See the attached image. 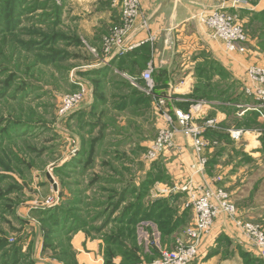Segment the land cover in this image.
Listing matches in <instances>:
<instances>
[{"label": "rangeland", "instance_id": "rangeland-1", "mask_svg": "<svg viewBox=\"0 0 264 264\" xmlns=\"http://www.w3.org/2000/svg\"><path fill=\"white\" fill-rule=\"evenodd\" d=\"M120 1L0 0V264H78V254L87 251L85 242L74 243L78 233L101 240L102 264H144L146 259L153 260L159 254L151 251L152 246L160 253L173 249L195 223V214H190V222L173 237L165 234L169 226L163 227L162 233L157 222L142 220L133 227L122 225L119 220L128 211L131 213L136 204V210L142 214L150 212L152 202L148 195L153 185L175 187L163 169L161 157L177 149L179 132H184L192 142L194 172L205 171L209 163L206 150L215 146L220 157L219 167L213 172L217 176L224 172L232 175L225 187L217 182L204 187L224 188L240 217V213L248 212L243 219L264 225V117L239 118L233 105L237 101L255 103L247 94L245 83L250 81V66H264V18L247 16L236 8L259 0H232L234 11L221 8L236 15L243 24L247 41L242 53H247L248 44L258 38L257 46L262 52L255 57L258 61L242 72L233 70L230 64L226 69L217 67V73L205 76L206 84L194 94L172 99L166 91H159L168 87L169 81L165 71L153 65V54L160 52L161 59L170 57L169 50L164 51L159 45L150 44L139 55L126 58L117 66H107L101 69V76L98 74L100 67L95 64L113 54L104 51L106 39L112 38L124 24ZM140 1L142 4L144 0ZM142 7L143 4L137 21L143 15ZM104 14L112 16L107 19ZM132 33L127 35L128 44ZM234 53L242 54L226 52L227 57ZM228 60L232 61L230 57ZM150 64L155 83L150 94L142 90L145 83L136 79L138 83L134 84L120 74L126 71L135 73L132 76L142 75ZM82 87L87 90L85 103L69 114L60 113L63 96ZM96 93H104L106 105H126L135 121L121 130L136 143L147 140L150 146L137 144L130 155H125L124 149L112 144L121 130L113 125L115 113H109V107L90 105ZM182 99L185 103L175 110L187 111L194 102L217 100L218 108L229 115L228 124L220 129L219 141L208 136V131L218 128V124L207 130L210 145L204 150L207 163L202 167L186 126L180 125L175 110L170 108L171 103L178 105L176 101ZM160 100L164 101L163 106ZM164 109L174 118L175 145L168 146L159 159L152 161L146 153L160 130L167 128ZM197 124L202 125V121ZM238 129L246 130V135L233 137L231 132ZM112 153L121 155L115 156V164L101 158ZM47 172L54 177L57 189ZM150 172L154 177H150ZM118 187L133 197L123 204V210L116 204ZM187 205L189 212L192 206ZM176 213L174 208L165 221L173 220ZM136 236L143 250L142 254L140 250L137 253L140 260L133 255ZM224 244L229 255V245ZM252 248L256 258L248 253L243 257L245 263L264 264L258 249L253 245Z\"/></svg>", "mask_w": 264, "mask_h": 264}, {"label": "crops", "instance_id": "crops-1", "mask_svg": "<svg viewBox=\"0 0 264 264\" xmlns=\"http://www.w3.org/2000/svg\"><path fill=\"white\" fill-rule=\"evenodd\" d=\"M233 3L234 1L232 0H144L142 3L143 15L138 19L130 38V44L137 42H140V44L119 57L103 58V60L95 64L96 67H100L98 68V74L101 76V69L107 66H117L124 59L139 55L142 52V47L149 46L150 44L159 45L162 50H169L170 52V57L165 59H161L160 52H154L152 60L153 65L157 69L160 68L165 71L169 81L168 84L166 83L168 87L159 91H166L165 93H168L171 99L174 96V98H181L185 95L194 94L198 88L206 84L207 79H205V76L209 75L208 77H210L212 73H217V67H219V69L221 67L226 69L228 64H230L233 70L242 72V70L249 65L255 64L258 61V58L255 59V57L262 54L257 46L258 38L257 40H252V42L248 44L249 51L247 53H234V56L228 55L232 59V61H230L228 60L229 57H227V51L223 43L215 39L212 33H210L200 20L196 18L199 13L210 12L214 9L227 8L234 11L235 7ZM237 9L239 12L246 13L248 14L247 16L252 17V14L264 11V0H259L258 3L247 6L241 5L236 8V10ZM109 14L112 13L110 12ZM103 16H106L108 19L109 17L111 18L112 15L104 14ZM144 20H146L147 23H144ZM121 72L120 74L125 76L129 82L132 79V75L135 74H129L126 71ZM217 77L218 75L213 79ZM208 80L212 81L211 79ZM249 84L250 81L245 83V87ZM131 86H133L132 82ZM133 87L135 88L136 86ZM104 93H96L95 96L93 95L90 100V105L99 108H105V106H107V108L109 107V113H111V110L115 113L116 122L113 125H116L120 130L126 129L131 121H135L131 116V110L127 108L126 105L121 106V103L116 104L114 107L109 104L106 105L108 102L105 96H103ZM246 96L250 97L249 95ZM176 102L178 105L171 103V110L179 109V104L185 103L183 99ZM233 105L237 109V116L242 119H244L249 111H253L247 110L243 113V109L239 108V105H243V102L237 101ZM86 106L88 107L89 105ZM219 106L220 103L217 101L213 107L208 109V114H212L217 118V124L219 126L213 129H217L218 132H215L217 136L213 139H217L218 141L221 137L220 129L229 122L228 113L219 109ZM240 130H242L241 137H244L246 135V130L238 129L236 131ZM208 136L212 138L210 134ZM176 142L178 143L177 149L169 150L161 157L163 169L169 174L175 187L171 185L167 187L163 184L153 185L150 190L151 195H148L152 203L155 200L162 199L166 201V204H170L173 209H177L173 224L169 227V230L165 232L166 236L171 235L172 237L174 236L173 234H176L179 230L181 231L183 227L190 222V214L191 216L195 214L193 209H190L192 212L187 211V209H189L187 205L189 196L201 191L202 187L214 185L216 182L224 186V183L228 182L232 176L230 172H224L222 173L223 175H218L220 180L217 181V173L213 172V170H215L217 166L219 167L220 153L218 150H214L216 148L215 146L209 147L206 150V154L209 156V163L205 171L196 173L191 167L195 160L191 140L184 132H179L176 137ZM112 144L119 147L121 150L124 149L125 155H130V151H132L137 144L147 145L148 142L144 140V142L139 141V143H136L135 140L129 136V133H123L121 130L120 134L114 136ZM149 146L148 144V147ZM115 156L121 155L112 153V156L106 155L101 158L104 160L106 157L105 160L112 161L115 164L117 162ZM118 174H121V172ZM120 176H122V174ZM117 190L116 199H118V202L116 204L119 205V210H123L125 206L123 204L128 200H133V197L132 195L128 196L124 188L118 187ZM186 214H189L188 218ZM240 215L242 217H247L248 212H242ZM151 222L155 223V221ZM212 233L213 234L204 239L199 246V257L195 261L197 264H246L243 257L248 253L252 255L253 259L256 258L254 256L255 250L252 248L250 240L243 235L239 228L235 226V223L230 219L220 217ZM157 235H159L161 239L162 235L158 229ZM74 238L76 239L74 242L75 244L76 242H85L87 250L86 252L78 254V264H102L101 240L96 238L91 239L80 233ZM225 242L230 248L229 255H226L225 252ZM155 245H157L156 241ZM153 247L154 246L151 248Z\"/></svg>", "mask_w": 264, "mask_h": 264}, {"label": "built area", "instance_id": "built-area-1", "mask_svg": "<svg viewBox=\"0 0 264 264\" xmlns=\"http://www.w3.org/2000/svg\"><path fill=\"white\" fill-rule=\"evenodd\" d=\"M120 5L124 24L114 32L112 38L105 41L104 51L108 54L113 51L111 57L129 52L140 44V42L128 44L127 35L133 32L136 27L137 18L141 12V1L121 0ZM197 18L215 39L223 43L227 51L238 53L246 51L247 35L243 24L238 22L236 15L222 11V9H214L210 12L199 13ZM152 71L153 66L150 64L149 68L141 75V79L145 83L142 90L148 94L153 92L155 87ZM247 74L252 83V85L246 86L247 94L255 99V103H243V105H239V108L243 109V113L247 110H253L258 113V116L264 117V66L252 65L247 69ZM136 79L132 78L131 81L137 84ZM86 93V88L82 87L77 92L64 95L60 113L69 114L83 105L86 101ZM216 102L215 100L197 101L187 111L175 110L176 120L179 121L180 125L186 126L192 138L194 152L200 157L201 167L207 163V158L203 157V154L210 145L206 132L209 128L217 126L216 117L207 118L208 109ZM160 104L163 106L164 101L160 100ZM163 119L167 123V128L160 130L152 147L146 153V158L152 161L159 159L168 146L175 145L174 118L167 109L163 110ZM204 119L206 120L203 121ZM199 120L202 121V125L197 124ZM231 133L233 137L239 138L242 135V130ZM188 203L194 210L195 223L186 229V235L178 239V243L173 249H164L159 257L144 264H190L199 257L201 242L213 234L215 223L220 217L233 220L244 236L250 240V243L258 249L261 257L264 258V225L240 217L237 214L235 202L224 188L204 187L200 194H191Z\"/></svg>", "mask_w": 264, "mask_h": 264}, {"label": "trees", "instance_id": "trees-1", "mask_svg": "<svg viewBox=\"0 0 264 264\" xmlns=\"http://www.w3.org/2000/svg\"><path fill=\"white\" fill-rule=\"evenodd\" d=\"M255 15L257 17H263L264 18V11L256 13ZM144 47H146V46H143L141 51L143 50ZM112 64H114V63H112ZM140 75L141 74L139 73V74L132 76V77H136L138 82L144 83V81H142ZM247 116H258V113L255 111H249L245 117H247ZM210 131H212V132H210ZM215 132H218L217 129H210L208 131V135L210 134V136L212 138H214L215 136H217ZM151 173L152 172H150V177H154L153 174H151ZM146 183H150V181H148ZM151 204H152L151 205L152 208L150 209V212L148 214H142L140 210H136L139 207V205L136 204L135 207H133L131 209L132 210L131 213L128 211V213L123 214L122 218L119 221L121 222L122 225H125V226L132 225L133 227H135V225H137L139 223V221H142V220L155 221L158 223V225L160 226L161 232L163 233V231H164L163 227H168V226L170 227L174 222V219L170 220L169 222L165 221V219H164L170 213V211L173 210V208L170 206V204L169 205L166 204V201L162 200V199L155 200ZM134 229H136V228H134ZM134 233H135V231H134ZM134 245L135 246L133 248V251H134L133 255H135V257H139V260H140V256L137 255V253L139 252L138 250H140V247L138 246V243H137V236L134 239ZM140 251L142 254L143 250H140ZM151 251L154 253L159 252L157 257H159L161 255L160 251H158V249L156 247L151 248ZM131 257L134 258V256H131ZM150 259H152V258L146 259L147 260L146 262L152 261ZM148 260H150V261H148ZM193 263H195V260L193 262H191L190 264H193Z\"/></svg>", "mask_w": 264, "mask_h": 264}, {"label": "water", "instance_id": "water-1", "mask_svg": "<svg viewBox=\"0 0 264 264\" xmlns=\"http://www.w3.org/2000/svg\"><path fill=\"white\" fill-rule=\"evenodd\" d=\"M47 177L54 183V188L57 189V183L54 180V177H52L50 172H47Z\"/></svg>", "mask_w": 264, "mask_h": 264}]
</instances>
